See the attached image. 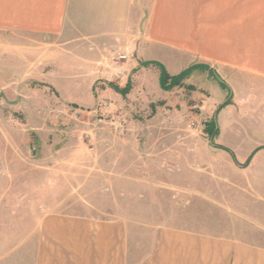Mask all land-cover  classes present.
I'll return each instance as SVG.
<instances>
[{
  "label": "rangeland",
  "instance_id": "obj_1",
  "mask_svg": "<svg viewBox=\"0 0 264 264\" xmlns=\"http://www.w3.org/2000/svg\"><path fill=\"white\" fill-rule=\"evenodd\" d=\"M214 1L201 0V9L182 14V20L199 17L210 24ZM259 2L264 0H249L242 30L258 67L264 65ZM189 32L224 41L239 39L241 30ZM169 53L153 47L144 59L135 54L128 76H105L92 85L82 78L80 61L39 53L18 59L0 47L2 235L11 225L26 232L43 213L109 217L123 209L238 238L241 229L264 232V76L252 65L257 62L229 69L223 61L181 57L178 68ZM120 56L114 60L118 68L128 63ZM148 61L157 65L140 66ZM161 65L170 76L182 77L180 87L161 89ZM129 80L126 97L108 87ZM214 120L218 132L210 140ZM140 196L143 202L136 205Z\"/></svg>",
  "mask_w": 264,
  "mask_h": 264
},
{
  "label": "crops",
  "instance_id": "obj_2",
  "mask_svg": "<svg viewBox=\"0 0 264 264\" xmlns=\"http://www.w3.org/2000/svg\"><path fill=\"white\" fill-rule=\"evenodd\" d=\"M210 4L215 20L208 24L199 17L182 20V14L201 9V0H0V47L18 59L39 53L54 60L80 61L85 68L82 78L92 85L105 76H128L136 67L131 65L134 55L143 58L153 47L170 52L169 59L178 68L182 58H192L247 69L249 61L257 62L250 57L253 52L242 32L249 0ZM208 28L241 33L239 39L231 35L224 41L215 35L207 41L200 34L186 33ZM117 54L128 61L121 62L122 68L114 64ZM255 64L264 76V65ZM20 159L24 167V157ZM136 200L141 205L143 197ZM136 211L118 210L109 217L48 212L24 233L11 225L9 232L0 233V264H264V243L258 241L264 232L259 228L241 229L238 238L159 223Z\"/></svg>",
  "mask_w": 264,
  "mask_h": 264
},
{
  "label": "trees",
  "instance_id": "obj_3",
  "mask_svg": "<svg viewBox=\"0 0 264 264\" xmlns=\"http://www.w3.org/2000/svg\"><path fill=\"white\" fill-rule=\"evenodd\" d=\"M151 65H157V63L148 61V62H142L140 64V66H143V67H149ZM201 68L203 70L205 69L206 71L210 70L208 67L203 66V65L201 66ZM160 69H161L160 86L163 91H171L172 89L181 86V81H182L181 76H170L168 72L163 68V66L160 67ZM216 79L218 80L219 78L216 77ZM220 82L222 85H225L227 87V85L223 83L222 80ZM108 86L112 88L115 92H117L118 94L122 95L123 97H126L132 89V82L129 80L124 88H120L119 86L114 85L113 83H108ZM229 101L230 99L225 104L229 103ZM208 132H211L210 140H212V138L218 132L215 120L212 122V125H210Z\"/></svg>",
  "mask_w": 264,
  "mask_h": 264
},
{
  "label": "built area",
  "instance_id": "obj_4",
  "mask_svg": "<svg viewBox=\"0 0 264 264\" xmlns=\"http://www.w3.org/2000/svg\"><path fill=\"white\" fill-rule=\"evenodd\" d=\"M126 57L124 55H121L120 56V59H125Z\"/></svg>",
  "mask_w": 264,
  "mask_h": 264
}]
</instances>
